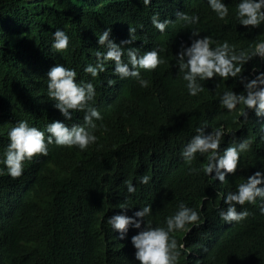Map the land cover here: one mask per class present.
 I'll list each match as a JSON object with an SVG mask.
<instances>
[{
	"label": "trees",
	"instance_id": "16d2710c",
	"mask_svg": "<svg viewBox=\"0 0 264 264\" xmlns=\"http://www.w3.org/2000/svg\"><path fill=\"white\" fill-rule=\"evenodd\" d=\"M224 2L229 15L220 20L206 0H151L147 6L141 0H0V154L16 120L43 129L51 120L63 119L46 95V73L55 63L75 68L77 80L92 79L97 93L92 103L105 126L83 151L52 144L46 156L24 162L21 176L0 174V264H114L119 254L130 257V238L139 230L120 239L106 223L107 217L122 211L118 205L126 195L132 208L125 214L151 204L145 220L153 226H162L178 201L201 213L199 226L173 233L187 249L178 264H264V215L255 209L257 204L245 205L252 213L246 219L226 224L210 202L221 201L217 193L235 190L246 176L264 169V117L249 111L241 124L238 111L220 108L218 93L226 87L242 91L239 80L214 77L201 82L203 92L189 96L175 66L178 46L189 42L193 29L237 49L264 39V25L249 30L238 25L236 0ZM178 10L195 12L200 19L186 25L176 19ZM153 13L173 21L163 33L151 25ZM57 27L70 37L69 48L59 53L50 47ZM105 27H111L116 43L129 38V27L136 28L132 46L141 53L156 45L163 49L166 63L141 70L149 86L141 88L131 77L118 78L111 61L94 79L83 72L86 63H95V51H104L96 36ZM253 66L264 72V60L257 57L241 74L255 75ZM109 79L114 81L111 86ZM82 117L83 112H74L65 123L82 122ZM204 121L209 128L223 124L229 129L221 148L232 142V133L252 140L251 148L241 153L236 173L226 175L223 183L203 172H188L189 167L199 168L204 157L197 154L188 164L180 156ZM142 174L151 177L149 183H139ZM125 180L135 185V193L126 192ZM204 195L209 198L202 199ZM130 264L138 261L133 258Z\"/></svg>",
	"mask_w": 264,
	"mask_h": 264
},
{
	"label": "clouds",
	"instance_id": "9594fccd",
	"mask_svg": "<svg viewBox=\"0 0 264 264\" xmlns=\"http://www.w3.org/2000/svg\"><path fill=\"white\" fill-rule=\"evenodd\" d=\"M141 2L147 6L151 0ZM206 3L218 19L223 20L229 15V6L224 0H206ZM175 16L186 25H195L200 19L195 12L189 14L179 10ZM234 17L238 25L245 26L247 30L249 26L254 29L264 25V0H236ZM150 22L157 31L163 33L173 21L168 18L160 19L159 13H153ZM128 32V39L116 43L111 36V27L100 30L96 36L97 44L104 51L96 50L95 63H86L83 72L94 79L105 71V63L111 61L113 73L118 78L131 77L141 88L149 86L150 82L141 75V70L152 71L158 65L166 63L164 56L160 54L163 49L156 45L141 53L139 47L132 46L136 40V28L129 27ZM69 41L70 37L64 28L57 27L52 32L50 47L59 53L69 48ZM174 57L178 75L186 82L189 96H196L204 91L202 81H212L214 77L222 80L235 78L239 80L243 90L235 92L231 87L224 88L218 93L220 108L229 113L238 111L243 117L241 124L247 121L249 111L257 118L264 117V72L253 66L251 71L255 75L241 74L249 61L257 57L264 60V39L255 40L247 48L237 49L227 40L216 41L210 35L201 36L198 30L193 29L190 31L189 42H181ZM77 75L75 68L63 63H55L49 68L46 73V95L63 119L51 120L43 129L25 119L16 120L6 133L8 143L0 154V165L3 166L0 167V174L6 172L12 178L21 176L24 162L31 161L37 155L46 156L49 145L76 147L83 151L98 140L96 132L105 126L101 112L92 103L97 95L96 86L92 79L77 80ZM107 83L111 86L114 81L109 79ZM74 112H83L82 122L70 125L65 123L72 120ZM228 131L223 124L209 128L207 121L194 129L195 134L184 144L180 156L188 164L197 158V154L205 159L199 168L189 167V173L203 172L204 176L220 183L225 181L226 175L236 173L241 153L251 148L252 140L232 133V142L221 148ZM260 131L264 133V124ZM261 138L264 139V136ZM150 179L147 174L138 177L141 184L149 183ZM124 184L128 194L135 193L136 187L131 180H125ZM217 195L222 197L225 205L217 210V214L226 224L238 223L252 215L249 208L245 207L246 204H257L255 209L264 215V169L258 168L246 176L235 185V190ZM208 198L206 195L202 197L205 200ZM130 199L126 195L118 205L122 211L107 217L106 223L114 232H118L120 239L125 237L129 226L139 230L130 238L138 264H178L182 252L187 249L185 243L178 241L173 233L182 234L192 226H199L201 213L188 206L185 201H178L175 211L165 216L163 225L153 226L151 220H145L152 213L151 204H144L131 216L125 214L132 208Z\"/></svg>",
	"mask_w": 264,
	"mask_h": 264
},
{
	"label": "bare ground",
	"instance_id": "6f19581e",
	"mask_svg": "<svg viewBox=\"0 0 264 264\" xmlns=\"http://www.w3.org/2000/svg\"><path fill=\"white\" fill-rule=\"evenodd\" d=\"M165 18H168V16H166ZM172 23V22H171ZM156 110L158 111V109L156 108ZM224 142V141H223ZM25 171V170H24ZM32 171L33 170H29L28 169V173L30 172V173H32ZM9 176V175H8ZM10 177V176H9ZM10 178H12V177H10ZM7 179V178H6ZM13 179V178H12ZM4 180H5V178H4ZM205 187H206V184H202V188H204V190H205ZM132 197H135V195H132ZM219 199V198H218ZM218 199H211L210 200V202L212 203V204H216L217 206V209H219V208H221V207H223L224 206V203H223V200H221V201H219ZM76 203L74 202V205H75ZM109 230H110V232L112 231V228H111V226L108 228ZM114 239H115V241H116V238H115V234H114ZM81 246V245H80ZM123 248H125V247H123ZM123 248H122V250H123ZM129 248H130V251H129V254H130V257H127V256H123V255H121V254H119V256H118V259L115 261V263L114 264H130V261L134 258V252H135V249H134V247L132 246V244L130 243L129 244ZM117 250V249H116ZM121 250V251H122ZM118 251V250H117ZM77 258H78V256H77ZM81 262H77L76 264H80ZM72 264H75L74 262L72 263Z\"/></svg>",
	"mask_w": 264,
	"mask_h": 264
},
{
	"label": "rangeland",
	"instance_id": "374dc122",
	"mask_svg": "<svg viewBox=\"0 0 264 264\" xmlns=\"http://www.w3.org/2000/svg\"><path fill=\"white\" fill-rule=\"evenodd\" d=\"M106 194H108V193H106ZM116 210V209H115ZM117 213H119V212H115V213H113V214H117ZM126 213V212H125ZM112 214V215H113ZM133 213H131L130 214V216L132 215ZM127 215V214H126ZM108 225V224H107ZM109 227H110V225H108ZM135 231H137V229H135V228H132L131 226H129V228H128V232H127V234L125 235V237H127V236H129V235H131V234H133V233H135ZM118 233V232H117Z\"/></svg>",
	"mask_w": 264,
	"mask_h": 264
}]
</instances>
